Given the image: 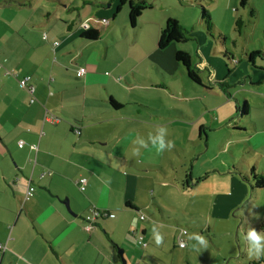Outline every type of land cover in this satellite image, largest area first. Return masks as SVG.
Returning <instances> with one entry per match:
<instances>
[{
	"label": "crops",
	"instance_id": "crops-1",
	"mask_svg": "<svg viewBox=\"0 0 264 264\" xmlns=\"http://www.w3.org/2000/svg\"><path fill=\"white\" fill-rule=\"evenodd\" d=\"M146 1L151 7L144 11L158 13L142 11L135 27L128 18L120 27L116 14L128 6L122 0H0V264H119V247L134 264L133 245L144 250L154 235L139 215L154 214L152 202L162 210L158 199L147 197L148 187L178 150L174 145L157 153L136 141H147L161 127L166 139H185L182 149L200 144L194 149L201 152L202 129L224 132L234 124L241 135L228 139L235 146L231 153L243 143L252 152L264 148L262 117L249 116L252 107L264 105V62L248 61L249 72L240 54L224 44L222 65L200 52L205 55L195 66L204 86L191 82L174 57L177 49H189L181 43L159 49L157 40L168 17L187 28L186 13L195 18V11L180 8L172 15L164 12L167 0ZM86 29H96L98 38H84ZM80 67L82 76L76 74ZM24 76L33 94L20 85ZM243 102L247 114L237 115ZM229 170L227 164L225 171L208 172L235 179ZM28 183L35 191L25 201ZM226 197L213 201V214H228L241 200V194ZM93 209L116 214L98 218L86 231L85 216ZM261 252V261L244 255V263L264 264Z\"/></svg>",
	"mask_w": 264,
	"mask_h": 264
},
{
	"label": "rangeland",
	"instance_id": "rangeland-1",
	"mask_svg": "<svg viewBox=\"0 0 264 264\" xmlns=\"http://www.w3.org/2000/svg\"><path fill=\"white\" fill-rule=\"evenodd\" d=\"M79 1L87 2V0ZM90 1L94 2V0ZM167 1L164 4L165 13L177 15L180 8L195 11V18L189 11L186 13L187 23H190L186 29L189 31L190 38L187 42L181 43L183 47L189 49L186 51L191 54L194 64L206 54V58H209L213 63L220 62L222 65V61L226 59L224 44L240 54L243 65L249 72L252 68L248 63V57L244 55V50L248 49L246 53L252 50L261 51L262 57H264V0H249L245 7L240 6L239 0ZM201 6L211 16L213 27L210 32L206 30L205 22L201 18ZM124 8L125 14L123 11L116 14V21L120 27L127 22L128 18V6L125 5ZM156 8L159 10L158 6ZM251 10L254 11L253 15L250 14ZM144 12V14L158 13L155 8ZM237 17L244 21L240 33L235 27ZM142 18L140 17L138 21ZM142 25L143 22L138 23L140 27L136 29V33ZM120 27L119 31L122 33ZM128 28L130 34L134 28H131L130 25ZM98 44L101 46L102 41H99ZM201 51L205 54H201ZM260 58L255 57V60H260ZM241 95L243 93L239 94L240 99ZM249 116L262 117L264 123V105L263 108L259 105L256 108L252 107ZM249 116H246V121ZM233 127L238 126L233 124L224 131L229 135L226 140L223 131L218 132L216 129L210 128H206V131L202 129L201 152L197 148L194 149V147H200V144L184 145L182 149L179 143L183 145L185 139L178 137L170 139L174 141L178 150L170 153V161H166L167 166H163L164 172L161 170L154 172L159 180H154L147 190V197L153 196L155 200L158 199V205H162V210L158 209L156 202H152V213L154 214L142 211L146 217L142 223L161 234L163 241L159 245L156 244L153 235L152 244L145 248L146 250H143L140 245H133L134 252H131L130 256H132V260H136L134 264H228V261L229 264H245L248 261L244 260L246 259L244 255L248 256L249 261L253 260L254 256L249 254V241L245 239V235L249 229H255L264 234L258 226L264 219V188L254 186V182L249 176L248 165L254 164L257 171L264 170V148L252 152L243 143L240 145V150H234L231 153V149H234L235 146L228 143V139L235 141L236 136L241 135V133L233 132ZM206 134L209 135L208 139L205 137ZM227 164L229 171H234L237 181L231 177L230 173L208 172V169L214 168L225 171ZM193 165L192 175L191 166ZM197 175L202 178L195 183ZM243 176L247 179H244ZM238 190L240 191L238 192ZM236 194H241V200L228 214L223 213L217 216L210 211L215 199L220 201L221 198L235 197ZM114 214L116 213L114 212ZM182 229L187 231L184 236L186 241L184 248L177 245ZM194 236L203 237L204 244L190 238ZM119 248L122 249V247ZM117 253L119 254L118 251ZM123 258L126 260V264H129L125 254H123ZM119 264H122L121 260H119Z\"/></svg>",
	"mask_w": 264,
	"mask_h": 264
},
{
	"label": "trees",
	"instance_id": "trees-1",
	"mask_svg": "<svg viewBox=\"0 0 264 264\" xmlns=\"http://www.w3.org/2000/svg\"><path fill=\"white\" fill-rule=\"evenodd\" d=\"M125 2H128L129 24L135 27L137 25L139 17L142 14V11L150 8L151 3L146 0H122L121 3H125ZM248 3L249 0H239V4L241 7L247 6ZM250 14L253 15L254 11L251 10ZM200 15L205 22L206 30L210 32L213 27V22L211 20V16L209 15L208 11L203 6H201ZM243 25H244V21L240 17H237L235 19V27L238 33L241 32ZM82 36L87 39H96L98 38L99 33L96 29H86L85 32L82 34ZM189 38H190L189 31H187V29L175 17L170 16L166 19L163 27H161L159 31L157 46L159 49H164L171 43L187 42ZM246 56L248 57L249 62L253 63L255 57H261L260 60L264 62V57H262L261 51L252 50L249 53H246ZM174 57L175 60L185 68L187 77L191 82L204 86L201 77L199 75V71L195 66V64L193 63L191 54L188 51L184 49H177L175 51ZM220 83L222 86H224L222 82ZM206 88L208 89L209 87L206 86ZM110 102L114 107L117 108L120 107V105L116 103L112 98L110 99ZM237 112L242 115L247 114V103L243 102L240 107H237ZM249 176L251 180L254 182L255 187L264 188V170L257 171L255 169V166L252 165L249 167ZM244 179H247V177H244ZM259 227L264 232V219L259 224ZM140 237L142 238V236ZM261 260L262 259L257 260L255 262H259Z\"/></svg>",
	"mask_w": 264,
	"mask_h": 264
},
{
	"label": "clouds",
	"instance_id": "clouds-1",
	"mask_svg": "<svg viewBox=\"0 0 264 264\" xmlns=\"http://www.w3.org/2000/svg\"><path fill=\"white\" fill-rule=\"evenodd\" d=\"M166 131V128L161 127L158 134L152 135L150 133L147 141L143 138H138L136 143H138L141 147H148L150 143L151 146L155 148L157 153H162L165 149L171 150L174 147V141L166 139ZM136 151L138 152L139 150L137 149ZM154 236L156 244H161L163 241L162 235L154 230ZM190 238L196 239L200 242V244H204V239L201 236H194ZM245 239L249 241L250 256H254L255 259L259 260L262 254L261 250L264 249V243H262V241H264V234L255 229H249L245 235ZM181 247H183V244Z\"/></svg>",
	"mask_w": 264,
	"mask_h": 264
},
{
	"label": "built area",
	"instance_id": "built-area-1",
	"mask_svg": "<svg viewBox=\"0 0 264 264\" xmlns=\"http://www.w3.org/2000/svg\"><path fill=\"white\" fill-rule=\"evenodd\" d=\"M101 22L107 23L108 21H107L106 18H102L101 19ZM43 38H46V35H43ZM58 43H59L58 41H54L53 42L54 45H57ZM1 67H2V64L0 62V69H1ZM84 72H85V69L83 67H80L77 70L76 74L78 76H82L84 74ZM29 79H30L29 76L22 77L21 80H20V85L23 86V87L27 86L29 92L31 94H33V92H34V86L31 85V84L30 85L29 84L27 85V83L29 82ZM33 100H34L33 97H31L30 101L32 102ZM49 119L51 120V122H56L57 121V118L55 116H51ZM75 132H79V129L78 128H75ZM19 145L21 146L22 145V142H19ZM32 148L35 149L36 146H32ZM85 183H86V179L85 178L82 177V178H79L78 179L79 188L81 190L84 189ZM34 191H35L34 187L32 185H30V183H28L27 186H26V189H25L24 200L25 201L26 200H29L33 196ZM114 216H115V214L110 213L109 211L100 210V209H93L90 214H88V215L85 216L86 224L84 225V228H85L86 231H90L92 229V227H93V223L98 218L114 217ZM139 219L140 220H143L144 219L143 213L139 215ZM186 234H187V231L185 229H182L181 232L179 233L178 240H177V245L179 247H181L182 244H183V247L186 246V241L184 239V235H186ZM138 241L142 245H145V243H144V241H142V238L141 237L138 238ZM183 247H181V248H183Z\"/></svg>",
	"mask_w": 264,
	"mask_h": 264
},
{
	"label": "water",
	"instance_id": "water-1",
	"mask_svg": "<svg viewBox=\"0 0 264 264\" xmlns=\"http://www.w3.org/2000/svg\"><path fill=\"white\" fill-rule=\"evenodd\" d=\"M66 205L68 207L67 202H66ZM118 252H119V256L121 257L122 264H126V260L123 258V250L120 249V250H118Z\"/></svg>",
	"mask_w": 264,
	"mask_h": 264
}]
</instances>
